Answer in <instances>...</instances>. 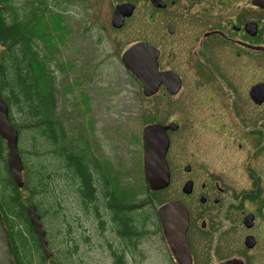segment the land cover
Wrapping results in <instances>:
<instances>
[{"label":"flooded vegetation","instance_id":"obj_1","mask_svg":"<svg viewBox=\"0 0 264 264\" xmlns=\"http://www.w3.org/2000/svg\"><path fill=\"white\" fill-rule=\"evenodd\" d=\"M78 1L84 2L87 10L94 0ZM108 1L109 30L158 36L156 46L143 41L158 49V70L171 71L180 80L175 94H170L161 84L149 98L160 94L166 96V105H179L189 92L185 77L192 79V90L199 97V100L193 98L197 108L187 109L181 104L173 118L152 122L174 124L173 129L166 131L169 183L153 192L158 195L174 185V194L168 199L159 198L158 206L174 200L183 204L188 217L190 264H220L229 260H236L237 264H264V87L260 86L264 84L260 66L264 55V8L256 0H158V4L152 0ZM51 3L61 7L58 0ZM126 3L133 5L131 12L126 14L124 10L122 18L113 20L115 7ZM91 14L87 18L88 13H84L89 22L83 25V30L90 31L95 24L99 25ZM63 18L62 27L67 31L64 33H70L68 17ZM133 21L137 28L129 27ZM103 28L99 25L100 33ZM190 113L194 118H187ZM219 116H229L227 126H236L235 141L231 129L226 131L223 144L218 140L209 144L208 140H196V130L228 128L219 123L223 119ZM186 138L195 144L180 153L182 163L175 171L170 166L172 152L175 147L183 146ZM133 140L141 141L142 152V129L141 135ZM206 148L212 153L219 148L224 156L235 154V183L231 181L233 174L219 168L220 162L215 163L210 155L199 158L203 164L198 161ZM140 162L139 170L143 172L142 157ZM174 179L179 180L177 186ZM148 232L157 235L172 263L178 264L166 245L160 216L158 230Z\"/></svg>","mask_w":264,"mask_h":264},{"label":"trees","instance_id":"obj_2","mask_svg":"<svg viewBox=\"0 0 264 264\" xmlns=\"http://www.w3.org/2000/svg\"><path fill=\"white\" fill-rule=\"evenodd\" d=\"M36 1L26 0L28 8L21 14L12 0H0V94L8 106L9 121L18 132L23 165V185L18 187L8 170L7 149L0 136V215L12 263L55 264V257L61 264L75 249L72 244L60 251V258L52 252L46 257L27 216V207L34 205L44 229L46 220L53 223L61 219L55 186L63 181L83 214L95 219L101 233L110 231L116 238L114 247L107 244L111 264H127V256L137 252L150 227L153 232L158 230L156 208L161 201L149 190L142 171L138 187L122 181L128 176L122 177L119 169L101 161L87 141L76 138L83 129L71 131L69 116L57 111L59 90L47 53L56 51L51 39L62 43V35H52L43 20L51 8L45 0L39 2L42 7ZM53 17L59 18L50 16L49 22ZM154 120L155 116L146 114L142 124ZM70 233L67 223L63 236ZM46 239L49 249L48 234Z\"/></svg>","mask_w":264,"mask_h":264},{"label":"rangeland","instance_id":"obj_3","mask_svg":"<svg viewBox=\"0 0 264 264\" xmlns=\"http://www.w3.org/2000/svg\"><path fill=\"white\" fill-rule=\"evenodd\" d=\"M52 1L54 0H45L51 10L44 14L43 20L48 23V29L52 32V35L55 32L62 35V43L55 37L51 39L56 46V51L54 49L47 53L48 57L51 56L48 61L59 90V93H57V111L69 116L68 125L71 131L77 133L79 128L83 129V133L81 135L77 133L78 137L76 136V138L82 137V141H87L89 146L94 148V152L100 160L108 164V167L119 169L122 177L128 176L123 177L122 181H130L131 184L138 187L139 172L141 173L139 170L142 157L141 141L135 142L133 138L136 136L138 138L141 135V129L144 125L142 124L143 116L146 114L152 115L159 121L165 118H173L176 110L182 108L181 104L187 109L197 108L193 98L199 100V97L192 90V79L185 77V88L189 92L181 98L179 105L172 103L166 105L167 99L164 95L156 94L150 98L143 96L140 84L126 71L120 61V55L125 48L136 41L146 40L156 46L159 37L141 34H119L110 31L108 26L110 3L108 0H94L90 5L91 9L87 10L84 2L78 0H58L61 5L59 8L53 5ZM39 2L41 0L36 1V4ZM12 3L19 8L21 14L28 8L26 0H12ZM38 6L42 7L43 5L39 3ZM63 11L69 12L63 14ZM86 12L88 13L87 18L90 17V12H92L91 15L96 18L95 23L104 27L101 33L99 32V25L96 24L90 31L83 30L85 28L83 25L89 22L85 19L84 13ZM54 15H58L59 18L53 17V21L49 22L50 16ZM63 16L68 17L66 22L72 29L67 34L64 33L67 31L62 27L64 24ZM130 24L129 27L132 29L137 28L135 21ZM44 49L43 51L46 52L47 45ZM260 66L263 72V54L261 55ZM202 117L200 116V118ZM214 117L212 116V119ZM219 117L223 118L222 121L219 118V123H222L223 127H228L229 116ZM187 118L192 119L194 116L190 113ZM206 118L210 119V117ZM229 129L232 130L230 134L234 142V138L237 136L236 126H230L226 130H220L218 127L209 131L196 130V140H208V144L210 141L218 140L223 144L226 131ZM27 140L26 137V140H24L26 145L28 144ZM186 140L183 146L180 145L179 148L175 147L173 149V159L170 166L175 171L179 169L182 163V159L180 161L179 157L183 154L180 153L195 144L194 140L189 138H186ZM175 146H177V142H175ZM212 152L209 148L203 149L198 156V161L203 164L199 158L210 155L211 159L215 158V163L220 162L217 165L219 168L229 170L233 174L231 181L235 183L237 181L235 154L231 153L232 156L225 154L226 157L222 151L219 152V148L214 153ZM178 181L174 179L176 186ZM170 188L169 191L158 194L157 198L168 199L172 196L175 187L172 184ZM55 193L61 203V219L53 223L46 220L45 227V230L47 228L46 234H48L49 249L52 254L60 258L61 250L75 244L76 247L70 252L68 258L62 261L60 259L61 264H111L107 244L116 245V238L111 235L110 231L101 233L95 219L83 214L63 181L56 183ZM140 197L142 198V195ZM67 223L70 225L71 233L65 238L66 235L63 236V234ZM151 229L152 227L149 231L153 232ZM232 239L233 237L230 238V240ZM53 261L55 264L59 262L58 258L55 257ZM126 261L127 264H173L161 240L157 235H152L149 232L146 233L145 238L137 248V252L132 256L128 255ZM46 264H50V262L47 261Z\"/></svg>","mask_w":264,"mask_h":264},{"label":"water","instance_id":"obj_4","mask_svg":"<svg viewBox=\"0 0 264 264\" xmlns=\"http://www.w3.org/2000/svg\"><path fill=\"white\" fill-rule=\"evenodd\" d=\"M264 8V0H256ZM158 4V0H152ZM131 4H120L114 9L113 20L122 18L124 13L129 14ZM262 48V47H261ZM263 49V48H262ZM159 51L146 41H138L130 45L121 54L123 66L139 81L144 96H151L158 91L161 84L165 85L170 94H175L180 87L179 78L171 71L158 70ZM261 88L264 84L260 85ZM174 124L161 123L146 124L142 128L143 152L142 165L145 179L150 190H160L169 183V166L166 153L169 147L168 129ZM0 136L4 139L7 154L8 170L18 187H22L23 165L18 152V132L8 118V106L0 94ZM164 239L173 258L178 264H190V251L186 238L188 217L180 201H170L157 208ZM29 222L37 236L38 242L46 255H51L47 248L45 230L40 215L34 205L27 207ZM0 264H13L11 259L8 237L0 215ZM220 264H237L236 260H229Z\"/></svg>","mask_w":264,"mask_h":264}]
</instances>
